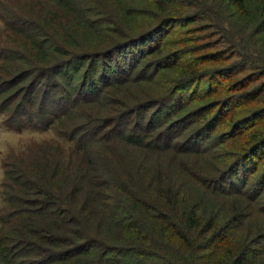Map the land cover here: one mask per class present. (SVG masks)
<instances>
[{
	"label": "trees",
	"instance_id": "16d2710c",
	"mask_svg": "<svg viewBox=\"0 0 264 264\" xmlns=\"http://www.w3.org/2000/svg\"><path fill=\"white\" fill-rule=\"evenodd\" d=\"M28 4L0 112L70 144L2 159L0 264H264V0Z\"/></svg>",
	"mask_w": 264,
	"mask_h": 264
},
{
	"label": "rangeland",
	"instance_id": "374dc122",
	"mask_svg": "<svg viewBox=\"0 0 264 264\" xmlns=\"http://www.w3.org/2000/svg\"><path fill=\"white\" fill-rule=\"evenodd\" d=\"M0 3H4L7 6L14 7L16 11L23 14L26 17L30 16V4L28 0H0ZM1 15V13H0ZM27 42V41H26ZM23 43L22 38L13 32L10 26L0 16V54L18 52V48L23 49L20 46H24L23 51L27 48V44ZM17 47V48H16ZM0 58V75H4L8 67ZM4 71V72H3ZM6 114L0 112V209L3 206V196H2V183H3V170L1 161L3 158L9 154H22L26 152L28 148L34 147L39 144H56L61 147L63 152H67L69 149V142L62 140L57 133V126H49L47 129H38L32 126H7L4 121H6ZM76 121V120H73ZM73 144V143H72Z\"/></svg>",
	"mask_w": 264,
	"mask_h": 264
}]
</instances>
